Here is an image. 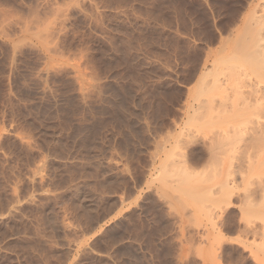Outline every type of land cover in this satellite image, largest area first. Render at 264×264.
<instances>
[{"label": "rangeland", "instance_id": "1", "mask_svg": "<svg viewBox=\"0 0 264 264\" xmlns=\"http://www.w3.org/2000/svg\"><path fill=\"white\" fill-rule=\"evenodd\" d=\"M0 264H264V0H0Z\"/></svg>", "mask_w": 264, "mask_h": 264}, {"label": "bare ground", "instance_id": "2", "mask_svg": "<svg viewBox=\"0 0 264 264\" xmlns=\"http://www.w3.org/2000/svg\"><path fill=\"white\" fill-rule=\"evenodd\" d=\"M262 45V44H261ZM197 157V156H196ZM199 162V161H198ZM192 176V175H191ZM192 179V178H191ZM196 179V178H195ZM201 179V178H200ZM186 182H187V180H186ZM226 218V217H225ZM225 221V220H224ZM231 225V224H230ZM253 227V226H252ZM234 228V227H233ZM249 229V228H248ZM226 230V229H225ZM235 230V229H234ZM256 230V229H255ZM254 232V231H253ZM257 232H258V230H257ZM251 233V232H250ZM257 234H259V233H257ZM260 235V234H259ZM262 235V234H261ZM261 238V237H260ZM226 247V246H225Z\"/></svg>", "mask_w": 264, "mask_h": 264}]
</instances>
